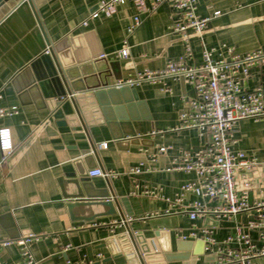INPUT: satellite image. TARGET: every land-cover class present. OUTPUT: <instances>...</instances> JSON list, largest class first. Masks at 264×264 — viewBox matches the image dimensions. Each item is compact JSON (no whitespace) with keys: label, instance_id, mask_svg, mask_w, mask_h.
<instances>
[{"label":"crops","instance_id":"1","mask_svg":"<svg viewBox=\"0 0 264 264\" xmlns=\"http://www.w3.org/2000/svg\"><path fill=\"white\" fill-rule=\"evenodd\" d=\"M99 1L0 0V107H17L18 110L16 115L0 119V128H8L12 140L10 152L0 151V264L23 263L14 242L5 247L1 243L17 240L25 234L40 236L29 246L39 264H66L78 259L90 264H139L136 256L127 258L116 241L127 231L142 235L149 247L159 253L161 260L155 259L151 264L213 262L215 256L212 254L203 251L197 256L193 254L197 242L184 241L180 237L187 235L193 226H208L213 229V238L223 240L233 232L235 225H245L257 214L264 215V208L258 212L254 206L264 203V120L245 119L231 130L232 150L257 161L244 177L238 178V185L248 181L252 186L248 195L250 210L230 220L210 218L196 219V222L189 221L185 213L176 214L178 209L164 215L168 209L164 199H173L180 193L181 185L194 182L196 177L163 169L179 152H194L209 142L208 135L195 129L170 131L178 124L184 101L194 97L190 85L183 81H167L171 93H163L160 87L148 84L130 88L139 104L130 125L135 137L123 135L118 140L114 136L121 132L110 129L106 122H98L100 114L92 112L84 118L89 121L86 124L79 120L70 100L62 101L56 108L53 102L47 106L27 87L31 72L23 73L24 70L45 54L48 46L58 53L64 67L70 69L95 63L102 54L121 80L144 69L158 71L184 54L181 35L170 31L180 16L168 3L158 4L152 10V1L147 0V11L140 14L141 25L127 34V27L137 13L129 2L120 6L112 17L100 16L82 25ZM214 12L219 16L209 21L201 36L190 33L192 56L187 62L189 65L202 64L203 49L221 51L222 46H228L239 56L264 50V0H198V16L208 18ZM125 45L128 55L123 58L118 54ZM217 58L215 54L214 59ZM107 81L111 87L118 82L112 75ZM243 83L246 90L264 86V67L254 70ZM76 96L81 107L92 111L93 100L89 94ZM151 132L156 134L150 137ZM102 142L108 147L99 150L97 145ZM160 146L168 150L155 162L142 153L143 148L154 151ZM91 148L94 153L82 155ZM83 157L86 160L82 161ZM78 159L84 173L99 168L118 174L111 179L91 178L89 174L88 178L96 189L111 191V199L118 201L123 219L117 213L82 221L80 218H91L107 208L68 209L70 201L66 197L70 193L58 180L75 171L73 162ZM141 162L144 163L141 174H128L129 169ZM88 166L94 167L87 169ZM152 187L160 189L157 198L142 195L144 188ZM183 198L185 204L197 200L189 193ZM121 200H126V204ZM202 202L213 208L218 201ZM124 219L127 223L122 227H87L88 224ZM182 241L193 244L189 251H180L186 259L168 262L163 248L167 246L172 254L180 253L178 245ZM256 262L262 264L260 260Z\"/></svg>","mask_w":264,"mask_h":264},{"label":"built area","instance_id":"2","mask_svg":"<svg viewBox=\"0 0 264 264\" xmlns=\"http://www.w3.org/2000/svg\"><path fill=\"white\" fill-rule=\"evenodd\" d=\"M147 0H101L99 1L88 19L82 22L87 25L88 20L97 19L100 16L107 18L116 14L117 9L126 3H131L136 14L132 17L127 34L133 33L142 23L140 14L147 11ZM149 1V0H148ZM152 10L158 4L168 3L176 11L180 20L170 27L173 34H180L184 54L165 64L158 71L144 69L134 73L125 80L118 81L114 87L129 88L143 84L160 87L163 93H171L166 85L167 81H183L190 85L194 91V97L184 101V109L178 115V124L171 132L183 130H197L201 134L209 136V142L195 150L181 151L170 164L164 168L167 172H184L196 177L194 182L181 185L180 193L173 199L165 198L168 205L164 215H170L173 209L179 213H185L189 221L196 219H227L235 215L247 212L252 207L248 203V195L252 186L247 181L238 185V178L244 177L252 167L256 166L255 158L245 155L243 152L232 150L234 143L231 130L236 123L245 119L254 122L264 120V86H257L253 90L243 88L244 81L251 77L256 69L264 67V50H257L239 56L232 47H221V51L215 49L205 50L202 53V64L195 66L187 62L191 59L190 33L201 36L213 17L219 13L214 12L211 17L202 18L196 14L198 0H151ZM51 52L48 46L45 54ZM217 54V59L214 55ZM127 57L128 48L125 45L119 54ZM104 58V55L100 56ZM1 99V96H0ZM18 113L17 107H0V119L9 118ZM156 133L148 134L153 137ZM143 136H140L141 138ZM108 147L106 142L97 145L99 150ZM12 150V140L8 128H0V151L8 153ZM168 147L160 146L157 150L150 151L143 148L142 153L149 161L155 162L161 155H165ZM144 163L128 170L130 175L141 174ZM89 177H101L111 179L118 176L114 172H106L99 168L89 171ZM194 195L197 200L184 203L185 194ZM160 194L158 187L144 188L142 195L157 198ZM218 201L213 208L208 207L202 201ZM255 209L260 212L264 203H256ZM174 213V215H176ZM210 219V220H211ZM127 220L113 221L110 223L88 224L89 228L100 226L122 227ZM253 235V236H252ZM40 236L25 234L14 241L2 242V246H9L14 242L19 248L23 258L22 264H39L32 256L29 246L33 241H38ZM184 241L203 242V252L215 256L213 262L201 264H257L260 260L264 264V215L257 214L245 225H235L233 232L223 240L213 238V229L195 227L187 235H181ZM68 246L66 249H68ZM100 256V255H99ZM66 264H90L83 259L75 262L67 261Z\"/></svg>","mask_w":264,"mask_h":264},{"label":"water","instance_id":"3","mask_svg":"<svg viewBox=\"0 0 264 264\" xmlns=\"http://www.w3.org/2000/svg\"><path fill=\"white\" fill-rule=\"evenodd\" d=\"M99 59L95 63L84 65L77 69H70L64 67L58 53L51 50L49 54H43L34 60L23 73L27 72L29 74L31 72L27 87L37 93L45 101V105L48 106L49 103H54V107L56 108L60 106L62 101L70 100L81 122L88 124L89 121H85V117L94 112L96 115L100 114L101 116L98 122H106L110 129L117 130L119 133L121 132L119 136H114V139H121L123 135L135 137L134 132L130 128L131 121L135 119L134 112L136 106H139L135 92L127 86L120 88L109 86L107 78L112 75L115 81H119L121 80V76H119L117 71L112 69V64L108 65L105 58L99 57ZM108 69L111 70L109 73ZM85 93L89 94V97L93 100L92 105H90L92 111L89 108L81 107L79 104V99L76 95ZM91 153H94L93 148L86 150L82 155H89ZM83 160H86L85 157H83ZM73 163L75 171L66 173L58 180L59 185L63 186L70 193L66 197L70 201L68 209L72 211L74 208H86L90 206L107 208L105 212L95 214L91 218H80L82 221H93L96 218L115 216L117 213L123 219L124 216L120 210L118 201L111 199V191L109 189H96L90 183L88 172L84 173L79 165L80 159L75 160ZM91 167L94 166H88L87 169ZM121 203L125 205L126 200H121ZM126 214L131 216L129 211H126ZM116 241L124 250L125 256L127 258L136 256L139 264H151L155 259L161 260L158 258L159 253L153 251L140 234L133 235L127 231V234L119 236ZM192 246V242L182 241L178 245V249L179 252L189 251ZM194 246L195 251L193 254L195 256L202 254L203 242L198 240ZM162 252L168 262L186 259V256L182 252L177 254L170 253L167 246L163 248ZM154 253H157L156 257H154Z\"/></svg>","mask_w":264,"mask_h":264}]
</instances>
